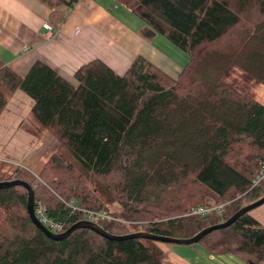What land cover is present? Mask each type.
Here are the masks:
<instances>
[{
    "label": "trees",
    "instance_id": "trees-1",
    "mask_svg": "<svg viewBox=\"0 0 264 264\" xmlns=\"http://www.w3.org/2000/svg\"><path fill=\"white\" fill-rule=\"evenodd\" d=\"M39 1L57 30L78 0ZM116 1L142 21L143 38L161 35L188 60L173 77L142 55L122 73L93 58L74 71L75 84L42 60L23 74L0 60V112L21 90L59 141L37 174L17 167L0 180L28 182L34 206L62 231L85 209L113 216L94 220L111 234L189 238L264 196V181L253 182L264 161V103L222 79L236 64L264 83V0ZM206 197L222 207L188 214ZM197 243L264 263V224L250 211ZM160 254L153 240L88 228L50 238L28 216L26 188L0 189V264H162Z\"/></svg>",
    "mask_w": 264,
    "mask_h": 264
},
{
    "label": "crops",
    "instance_id": "crops-1",
    "mask_svg": "<svg viewBox=\"0 0 264 264\" xmlns=\"http://www.w3.org/2000/svg\"><path fill=\"white\" fill-rule=\"evenodd\" d=\"M48 12L39 0H0V60L20 74L42 60L75 84L74 71L93 58L121 73L137 55L173 75L181 69L139 35L141 26L137 33L126 26L134 15L116 0H78L47 40L43 32ZM31 105L32 99L16 90L0 112V177L17 167L37 174L58 149L59 141L32 114ZM250 214L264 224V213ZM162 243L156 242L162 264H253L233 253H211L197 242Z\"/></svg>",
    "mask_w": 264,
    "mask_h": 264
},
{
    "label": "water",
    "instance_id": "water-1",
    "mask_svg": "<svg viewBox=\"0 0 264 264\" xmlns=\"http://www.w3.org/2000/svg\"><path fill=\"white\" fill-rule=\"evenodd\" d=\"M14 185H19L23 186L27 190V212L30 220L42 231L44 234H46L48 237L53 238V239H63L69 236L74 230L78 228H88L91 229L92 231L96 232L97 234L110 239V240H125L128 238H142V239H149L153 240L155 242H163V243H175V244H191V243H196L202 236H204L206 233L223 228L225 226H228L231 224L233 221H235L241 214L244 212L250 211L251 209L261 205L264 203V196L260 197L259 199L243 206L239 210H237L235 213H233L228 219H226L223 222L217 223L210 225L208 227L203 228L199 232H197L195 235L189 237V238H176V237H170V236H165V235H159V234H154L151 232H146V231H134L130 232L128 234H123V235H115L111 234L107 231H105L103 228H101L98 224H96L94 221L88 220V219H82L79 220L73 224H71L66 230L59 232V233H54L50 231L35 215L34 213V192L30 184L24 180L18 179V178H13V179H5V180H0V189L9 187V186H14Z\"/></svg>",
    "mask_w": 264,
    "mask_h": 264
},
{
    "label": "rangeland",
    "instance_id": "rangeland-1",
    "mask_svg": "<svg viewBox=\"0 0 264 264\" xmlns=\"http://www.w3.org/2000/svg\"><path fill=\"white\" fill-rule=\"evenodd\" d=\"M127 21H129L130 24H127L126 26L129 29H132L131 31L134 33L137 31L136 29L138 28V26L143 25L142 21L138 19L137 17H135V15L133 16V18ZM134 27H136L135 30H134ZM147 42H149L156 51H159L167 59H169L170 64L174 63L182 67L183 64L188 60V55L185 52H183L181 49L176 47L174 44L169 42L167 39H165L161 35L157 34L154 38L148 39ZM172 76L176 77V75H173V74ZM222 79L224 82L231 85L238 92L246 93L250 95L251 97H253L254 99H256L257 101L264 103V83L257 80L254 76L247 73L245 70H243L238 65L231 64L228 67V69L225 71V73L223 74ZM0 93L3 94V90L1 87H0ZM111 210L118 212L120 209H119V206L116 203H114L111 206ZM256 212L264 213V203L250 210V213H256Z\"/></svg>",
    "mask_w": 264,
    "mask_h": 264
},
{
    "label": "built area",
    "instance_id": "built-area-1",
    "mask_svg": "<svg viewBox=\"0 0 264 264\" xmlns=\"http://www.w3.org/2000/svg\"><path fill=\"white\" fill-rule=\"evenodd\" d=\"M56 32L54 26L49 23H44V32L43 38L44 39H51ZM12 175V174H11ZM264 181V161H261L259 164L258 171L254 177L253 182L258 183ZM223 204L217 203L211 197H206L201 204L195 205L190 208L188 214L193 215H203L212 210H219ZM34 213L36 217L52 232L59 233L63 230V224L59 221L53 220L52 218L46 216L44 212V206L40 203H37L34 206ZM84 215L86 219L94 221L95 219L99 218H113V216L108 215L105 211H94V210H85Z\"/></svg>",
    "mask_w": 264,
    "mask_h": 264
}]
</instances>
